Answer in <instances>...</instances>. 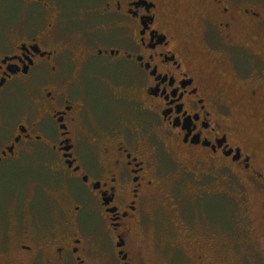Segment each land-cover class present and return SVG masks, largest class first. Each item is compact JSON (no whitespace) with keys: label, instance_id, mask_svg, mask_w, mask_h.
I'll return each mask as SVG.
<instances>
[{"label":"flooded vegetation","instance_id":"obj_1","mask_svg":"<svg viewBox=\"0 0 264 264\" xmlns=\"http://www.w3.org/2000/svg\"><path fill=\"white\" fill-rule=\"evenodd\" d=\"M14 1L0 0V184L17 172L0 187V264H135L167 159L199 184L231 165L264 190L235 118L264 105V0ZM202 247L184 258L208 264Z\"/></svg>","mask_w":264,"mask_h":264},{"label":"rangeland","instance_id":"obj_2","mask_svg":"<svg viewBox=\"0 0 264 264\" xmlns=\"http://www.w3.org/2000/svg\"><path fill=\"white\" fill-rule=\"evenodd\" d=\"M4 2L7 3L6 0ZM13 3L17 12L19 4L17 0ZM67 38L73 40L74 35ZM15 106L16 100L12 99L7 104V110L14 112ZM253 114H257L256 120L248 121L247 115ZM235 118H239V123H243L247 131L254 133L252 145L257 151L259 167L264 171V105L260 104L256 110L252 103L244 105L236 110ZM167 160L169 163L166 164L167 171L163 179L164 194L157 203L151 202L160 209V223L157 221L154 229L145 233V241L139 243L138 240L135 264H196L191 259L189 261V258H184L193 254L190 248L192 245L204 247L202 249L208 264H264V190L252 185L253 182L245 179L240 170H236L235 176L231 165L230 168H216L214 174L209 172L210 175L203 176L202 184H199L190 172H198L194 169L197 168L196 165L183 160L187 164V168H183L187 172H183L180 168L183 164L178 165L174 159ZM16 174L17 172H6L5 182L0 187L12 184L10 180ZM170 174L174 177L171 178ZM172 184L174 189L170 191ZM195 192L203 195L206 202L204 206L195 202ZM175 194L181 198V203L186 208L172 213L169 209L172 206V195ZM152 209L153 207L150 214ZM182 211L189 214L190 220L187 222L193 232L192 236H186L183 226L178 222ZM180 217L187 218L184 215ZM161 233L164 246L159 248L157 237ZM133 236L139 238V233ZM176 246L185 251V255Z\"/></svg>","mask_w":264,"mask_h":264},{"label":"water","instance_id":"obj_3","mask_svg":"<svg viewBox=\"0 0 264 264\" xmlns=\"http://www.w3.org/2000/svg\"><path fill=\"white\" fill-rule=\"evenodd\" d=\"M119 245H120V244H119ZM119 245H118V246H119Z\"/></svg>","mask_w":264,"mask_h":264}]
</instances>
